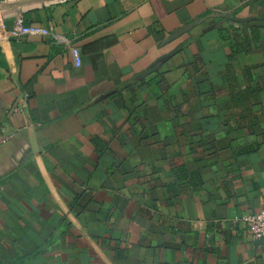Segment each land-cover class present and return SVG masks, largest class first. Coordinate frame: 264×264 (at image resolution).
<instances>
[{
	"label": "crops",
	"instance_id": "crops-1",
	"mask_svg": "<svg viewBox=\"0 0 264 264\" xmlns=\"http://www.w3.org/2000/svg\"><path fill=\"white\" fill-rule=\"evenodd\" d=\"M18 11L51 34L0 40V264H264V0Z\"/></svg>",
	"mask_w": 264,
	"mask_h": 264
},
{
	"label": "built area",
	"instance_id": "built-area-1",
	"mask_svg": "<svg viewBox=\"0 0 264 264\" xmlns=\"http://www.w3.org/2000/svg\"><path fill=\"white\" fill-rule=\"evenodd\" d=\"M51 34L49 27L39 23L26 22L24 13L18 11L14 18L12 26L5 27L0 20V40L1 39H18L26 35L46 36ZM71 53L75 65L80 64L79 50L76 47L71 48ZM1 140V139H0ZM247 230L254 238L264 240V207L257 211L249 212L241 217Z\"/></svg>",
	"mask_w": 264,
	"mask_h": 264
}]
</instances>
